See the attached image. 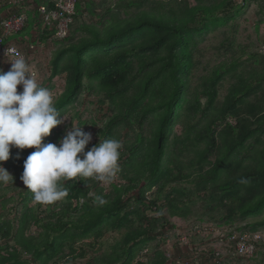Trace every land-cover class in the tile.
Instances as JSON below:
<instances>
[{
  "label": "trees",
  "instance_id": "trees-1",
  "mask_svg": "<svg viewBox=\"0 0 264 264\" xmlns=\"http://www.w3.org/2000/svg\"><path fill=\"white\" fill-rule=\"evenodd\" d=\"M96 1L101 0H76L67 36L57 39L54 35L57 22L45 25L37 9L31 7L34 4L46 11L54 10L52 0H23L17 6L0 0V20L11 14L26 16L22 29L3 38L1 47L16 43L23 51H29L51 46L48 77L39 83L52 91L60 114L69 116L70 108L84 93L97 98L99 113H96L100 119L95 116L83 119L81 111L72 110L69 121L54 128L42 143H57L71 124H79L91 129L94 145L105 139H117L122 145L120 171L111 184L93 178L63 181L68 196L52 205L34 202L32 193L20 180L24 159L35 149L11 148L9 160L0 166L13 176V183H0V202L2 208L6 207L12 198L9 194L17 191L20 211L9 221L2 220L0 214V264H167L160 251L156 261L148 260L145 255L144 261L138 262L136 257L151 241L157 239L156 245L167 242L166 234L177 229L175 220L182 221L180 218L185 217L187 210L183 189L173 184L190 177L194 188L187 192V199L197 196L209 200L212 205L208 210L223 207L226 217L241 219L264 211V149L257 150L250 142L251 138L259 142L257 130L264 133V113L255 117L257 128L254 129L252 123L237 113L241 101L256 87L233 74L235 60L213 70L201 83L200 90V84L197 87L190 84V45L194 35L207 31L209 24L216 21L217 7L203 5L201 0H192L194 4L122 0L123 5H117L113 13L108 7L101 13ZM245 1L223 0L218 4L223 15L219 18L226 22L229 14L241 10ZM145 6L150 8L143 9ZM123 7L133 9L132 13L121 16L119 11ZM262 42L264 35L259 44ZM0 70L8 71L1 62ZM224 74L236 80L225 100L217 105V84ZM55 77L63 79L59 92L51 85ZM254 80L264 81V74ZM82 106L79 103L77 107ZM228 116L235 125L227 123ZM203 118L206 120L199 127ZM174 125H180L177 134H172ZM119 128L135 130L136 143L127 146L120 140ZM91 147L86 146L85 151ZM187 147L194 151V159L190 160L196 168L194 175L184 174L185 165L174 158L181 154V148ZM247 160L250 162L246 163ZM140 182L143 183L139 186ZM135 189L136 201L135 195L128 196ZM218 189L220 193L215 201L212 195ZM149 190L154 191L150 199L145 195ZM97 195L107 203L98 205ZM263 225L264 217L254 226ZM195 227L188 234V245L178 241V235L173 240L185 252L192 248ZM121 229H124L122 233ZM247 229L256 233L253 227ZM178 230L183 232L181 227ZM114 232L120 239L110 245L106 254L97 256L95 245L104 239L105 233ZM84 238L92 242L81 243ZM261 240L256 243L255 253ZM177 243L173 246H179ZM93 252L96 254L92 255ZM177 253L171 263L195 264L187 260L179 263ZM182 254L195 260L199 255ZM216 256L219 254L214 251L201 253L196 264L210 260L221 264Z\"/></svg>",
  "mask_w": 264,
  "mask_h": 264
},
{
  "label": "rangeland",
  "instance_id": "rangeland-1",
  "mask_svg": "<svg viewBox=\"0 0 264 264\" xmlns=\"http://www.w3.org/2000/svg\"><path fill=\"white\" fill-rule=\"evenodd\" d=\"M121 1L122 0H101L100 2L96 1V3L100 4L98 9L101 13H103L107 7L113 13L117 5H123ZM173 1L176 3L180 2L182 4H184L183 2L189 1L190 3L194 4V1L192 0ZM222 1L223 0H201L203 5L217 7V10L214 11V14L217 15L218 18L213 24H209L207 31H202L194 35L192 47L190 45L189 48L190 51L192 49V64L189 74L190 84L196 87L200 84V88H198L200 90L201 83L212 74L213 70L220 69L224 66L226 67L232 60H235L237 64L236 70L234 71L235 73L233 74L248 84L251 82L252 87H256V89L251 92L246 100L243 102L241 101L237 112L241 118L252 123L251 128L254 129L257 128V125L254 124L255 117H258L264 113V81H257L258 79L253 81V79L258 77V75L264 74V57L259 56L261 54L258 52L259 40H261V37L264 35V0H246V3L244 6H242L241 10L232 11V13L229 14V20H226V22H223V20L219 18L220 16H223L221 14L222 8H219L218 5ZM147 8H150V6H145L143 9ZM132 11L133 9H124L123 7L120 9L119 13L121 16H127L130 15ZM50 56V47L45 49L40 47L39 49L33 51L32 55L28 58L27 64L29 67H34L36 69L41 81L48 77L47 64ZM225 70L226 69L222 71ZM231 77L225 75L217 84V105L225 100L224 97L226 96L230 85L236 80V77L233 78L232 75ZM62 84V77H55L51 81L52 88L53 86L56 87L55 92H59V88ZM85 96V93L79 96L78 103L73 108H70L71 111H81L80 114L83 119H91L93 116H95L96 119H100V115L97 114L99 112L96 110V95ZM82 97H84V102L80 100ZM79 103L83 104L81 108L77 107ZM71 111L69 112V116H64L66 123L69 121L71 113H73ZM199 116L200 114L196 116L197 119ZM209 116H211L210 112ZM226 119L228 124L232 126L235 125L236 122L234 119L230 118L229 116L226 117ZM205 120L206 118L200 120L199 127L204 124ZM103 123L104 121L101 124ZM117 131L119 138H121L120 140H123L127 146L132 145V143H136L135 139L137 132L135 130L125 131L122 128H119ZM179 131L180 125H174L172 128V134H177ZM257 131L258 132L255 135H258L259 142L255 143L253 138L250 139V142L252 145L255 144L254 147H256L257 150H262L264 149V133H260L259 130ZM148 136L149 133L145 134L144 137ZM193 152L194 151H192L190 147L181 148V154L179 155L177 153V157H174L180 163L185 165L183 170L184 174L192 173L194 175L196 172L195 166H193L191 164L192 161H190L191 159H194ZM249 162L250 160L246 161V163ZM142 183L143 182H140L139 186L142 185ZM173 185L180 186V188L183 189L184 196L182 198L185 203L184 209L185 211L187 210V212L185 213L184 218H180L182 221L175 220L176 223L178 222V227L175 231L168 232L166 234L169 235L167 236V242H159L158 245H156V239L148 243L146 246L147 248H145L147 250L146 258H148V260L156 261L159 257L157 252L160 251L167 259V264H178L177 261L171 263V260L173 255H177V252H179V263L187 260L193 261V263L196 264V262H200L198 258L201 253L214 251L219 254V256H216V261H219L221 264H264V225L260 227L254 226L255 223L264 217V211H262L260 214L244 219L236 217L228 218L226 217V212L223 207H220L217 210H208L209 205H212V202L209 204V200H202V198L197 196H192L190 199H187V192L189 190H193L194 188V183L191 177L190 179L180 180ZM16 192L17 191H14V193L9 194V196H12V198L6 207L4 206L2 208L3 205L0 202V214L2 215V220L4 221L11 220L14 213L20 211V201L17 198ZM153 192H150V190L147 191L145 194L146 197L150 199ZM219 193L220 192L218 189L215 194L212 195L215 201L218 200L217 195ZM130 195H135L134 199L136 201L138 198L137 189L131 191L128 196ZM225 204L227 203L225 202ZM149 224L153 227V223L150 222ZM192 226H196L200 232L196 233V230H193L195 231V237H193L194 241L192 243V248L186 250L188 254L191 255L198 253L199 255H197L198 258H196V260L192 256L183 255L182 253L187 252L183 251V247L179 245L177 241H173L177 240V235L179 238L183 237L184 235H191ZM180 227L183 229L182 233L178 230ZM252 227L257 234L261 235L260 238L262 239L261 243L258 245L257 252L254 253L253 258L251 259H242L233 256L234 241L237 240L242 233H249L246 231V229H251ZM158 229L159 223H156L155 230ZM123 231L124 229H121L120 233ZM119 237V234H116V232L107 234L105 233V236H103L104 239L95 245L94 250L97 251V256H101L104 253L106 254L109 251L110 245L114 242H117L118 239H120ZM80 242L91 243L92 240L90 238H84ZM174 243H177L179 246L174 247ZM157 247L160 248L157 249ZM94 254L96 253L93 252L92 255ZM205 264H214V260H210V262H206Z\"/></svg>",
  "mask_w": 264,
  "mask_h": 264
},
{
  "label": "clouds",
  "instance_id": "clouds-1",
  "mask_svg": "<svg viewBox=\"0 0 264 264\" xmlns=\"http://www.w3.org/2000/svg\"><path fill=\"white\" fill-rule=\"evenodd\" d=\"M8 62L11 68L7 72L0 70V165L9 160L11 148H34L24 159L20 180L34 202L41 205H52L68 196L63 181L94 178L111 184L120 171L121 142L99 140L85 151L92 134L79 124H71L57 143H42L66 119L55 106L52 91L29 73L22 55ZM18 85L22 86L19 92ZM0 183H13V176L2 166ZM95 202L107 203L100 195Z\"/></svg>",
  "mask_w": 264,
  "mask_h": 264
},
{
  "label": "built area",
  "instance_id": "built-area-1",
  "mask_svg": "<svg viewBox=\"0 0 264 264\" xmlns=\"http://www.w3.org/2000/svg\"><path fill=\"white\" fill-rule=\"evenodd\" d=\"M22 1L23 0H8V4L11 6H17L20 5ZM52 1L55 4L54 10L46 11L44 7L34 4H32L31 7L37 9L41 17V20L45 25L50 26L52 21L57 22L56 31L54 35L57 39H63L64 37L67 36L68 25L71 22L72 15H74L75 12L74 7L76 0H52ZM25 20H26V16L23 14L21 15L11 14L10 16L6 18H2L0 20V62L3 64V67L7 70L11 68V64L8 61H11L17 56L22 55L27 62L29 56H31L32 52L35 51V48H31V47L30 50L34 49L32 52H30V50L23 51L22 47L20 45H17L16 43H10L5 45L4 47H1L3 38L9 37L14 33L19 32L22 29ZM49 47L51 48L50 45L43 46L42 49ZM258 52L264 55V42L258 44ZM29 73L37 78L38 83L41 81L34 67L32 68L29 67ZM21 90H22V86L18 85L17 91L19 92ZM83 131L90 132L92 134V141L88 146H93L95 143V137L91 129L83 128ZM93 180L95 179L93 178ZM195 230L196 233L200 232L197 227H195ZM188 236L189 235H184L183 237L178 238V241H180L183 245H188L189 244ZM260 237L261 235L257 233L241 234L240 237L234 241L233 256L242 259L252 258L255 253L256 243L260 239ZM217 254L218 253H216V255ZM145 255H147V250L144 248L140 251V253L136 257V261L138 262L144 261Z\"/></svg>",
  "mask_w": 264,
  "mask_h": 264
}]
</instances>
